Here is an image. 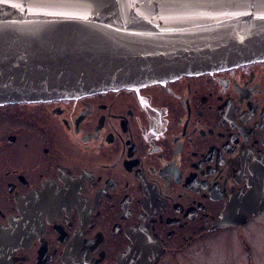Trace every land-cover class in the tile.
Segmentation results:
<instances>
[{
  "label": "flooded vegetation",
  "instance_id": "af4514ba",
  "mask_svg": "<svg viewBox=\"0 0 264 264\" xmlns=\"http://www.w3.org/2000/svg\"><path fill=\"white\" fill-rule=\"evenodd\" d=\"M262 214L264 59L0 103V264H177Z\"/></svg>",
  "mask_w": 264,
  "mask_h": 264
},
{
  "label": "water",
  "instance_id": "95a60500",
  "mask_svg": "<svg viewBox=\"0 0 264 264\" xmlns=\"http://www.w3.org/2000/svg\"><path fill=\"white\" fill-rule=\"evenodd\" d=\"M33 2L0 3V103L76 97L264 59V0H45L82 7L38 10ZM137 252L128 249L118 264L157 259Z\"/></svg>",
  "mask_w": 264,
  "mask_h": 264
},
{
  "label": "rangeland",
  "instance_id": "374dc122",
  "mask_svg": "<svg viewBox=\"0 0 264 264\" xmlns=\"http://www.w3.org/2000/svg\"><path fill=\"white\" fill-rule=\"evenodd\" d=\"M209 239L180 255L177 264H264V214L255 223Z\"/></svg>",
  "mask_w": 264,
  "mask_h": 264
},
{
  "label": "snow or ice",
  "instance_id": "6c2138e0",
  "mask_svg": "<svg viewBox=\"0 0 264 264\" xmlns=\"http://www.w3.org/2000/svg\"><path fill=\"white\" fill-rule=\"evenodd\" d=\"M0 3H9V0H0ZM13 7L20 9L21 11L25 10V5L23 3H14ZM33 10L44 9V8H52V7H82V5H68V4H54L47 3L45 0H34V2L29 6ZM163 7H168V5H164ZM56 14V13H54ZM60 15H74L72 12H61L58 13Z\"/></svg>",
  "mask_w": 264,
  "mask_h": 264
}]
</instances>
